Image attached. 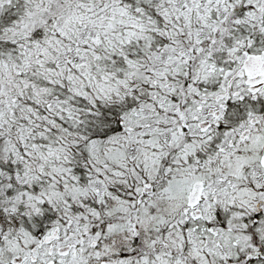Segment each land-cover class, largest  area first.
<instances>
[{
	"label": "snow or ice",
	"instance_id": "snow-or-ice-1",
	"mask_svg": "<svg viewBox=\"0 0 264 264\" xmlns=\"http://www.w3.org/2000/svg\"><path fill=\"white\" fill-rule=\"evenodd\" d=\"M0 264H264V0H0Z\"/></svg>",
	"mask_w": 264,
	"mask_h": 264
}]
</instances>
